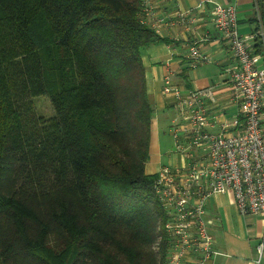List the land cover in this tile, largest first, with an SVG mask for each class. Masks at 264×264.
Segmentation results:
<instances>
[{
  "label": "trees",
  "instance_id": "1",
  "mask_svg": "<svg viewBox=\"0 0 264 264\" xmlns=\"http://www.w3.org/2000/svg\"><path fill=\"white\" fill-rule=\"evenodd\" d=\"M165 41L144 0H0V264L168 263L142 60Z\"/></svg>",
  "mask_w": 264,
  "mask_h": 264
},
{
  "label": "built area",
  "instance_id": "2",
  "mask_svg": "<svg viewBox=\"0 0 264 264\" xmlns=\"http://www.w3.org/2000/svg\"><path fill=\"white\" fill-rule=\"evenodd\" d=\"M150 2L144 0L147 19ZM213 20L237 61L228 78V102L236 105V112L221 120L220 113L209 107L217 103L212 86L185 93L172 84L171 74L165 77L164 92L175 96L178 118L183 120L171 126L180 162L162 165L154 184L167 213V264H187L191 260L185 259L192 253L198 256L191 264H202L213 254L205 221L206 202L213 193L231 191L241 214L264 216L263 20L259 16L258 29L242 35L236 6L220 3L214 5ZM192 54L195 64L209 60L197 49ZM263 249L264 240L258 245V262Z\"/></svg>",
  "mask_w": 264,
  "mask_h": 264
},
{
  "label": "crops",
  "instance_id": "3",
  "mask_svg": "<svg viewBox=\"0 0 264 264\" xmlns=\"http://www.w3.org/2000/svg\"><path fill=\"white\" fill-rule=\"evenodd\" d=\"M148 20L156 25L160 36L168 41L145 49L142 60L145 66L149 96L157 110L165 113L175 109L173 122L178 118L177 100L164 92L165 77L171 74L172 84L183 92L212 86L217 93V103L212 110L226 119L236 112V105L228 102L231 86L229 70L237 66L224 34L215 26L213 8L217 3L235 5L239 31L249 35L258 29L261 15L259 0H150ZM264 24V21H262ZM197 49L209 60L195 64L192 54ZM230 103L229 105H227ZM227 105V106H226ZM166 114V113H165ZM159 120L152 125L151 157L146 164L148 173L161 168V147L157 135ZM154 132V133H153ZM172 135V134H171ZM173 137V136H172ZM179 162H177L178 164ZM150 167V168H149ZM205 221L212 236L213 254L202 264H264V249L259 260L258 245L264 240V216L241 214L231 191L213 193L206 202ZM198 255L192 253L185 260L191 264ZM184 260V262H185Z\"/></svg>",
  "mask_w": 264,
  "mask_h": 264
},
{
  "label": "rangeland",
  "instance_id": "4",
  "mask_svg": "<svg viewBox=\"0 0 264 264\" xmlns=\"http://www.w3.org/2000/svg\"><path fill=\"white\" fill-rule=\"evenodd\" d=\"M260 2L262 5L261 9H263L264 11V0H260ZM34 102L36 111L40 115L48 117L55 114L54 106L52 105L51 100L48 96L40 95L39 97H36L34 99ZM174 111L175 109L171 111L167 110L165 114L157 110L154 114V117L159 120L156 129L158 131L157 135L161 147V155L159 157L162 165H175L177 164V162H180V155L178 152H176V144L170 133V120L172 119L171 115L174 114Z\"/></svg>",
  "mask_w": 264,
  "mask_h": 264
}]
</instances>
